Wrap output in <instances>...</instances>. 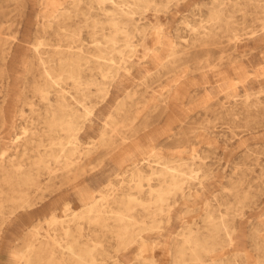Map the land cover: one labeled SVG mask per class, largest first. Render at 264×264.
<instances>
[{
	"label": "rangeland",
	"instance_id": "374dc122",
	"mask_svg": "<svg viewBox=\"0 0 264 264\" xmlns=\"http://www.w3.org/2000/svg\"><path fill=\"white\" fill-rule=\"evenodd\" d=\"M64 9L69 18L58 21L76 33L73 46L94 54L96 46L110 48L107 63L117 72L96 75L107 93L91 97L95 105L84 116L79 147L67 144L66 154L56 149L54 158H46L48 168L40 170L39 188H30L27 202L42 208L80 176L106 174L109 157L122 149L131 152L129 158L151 162L144 165L145 174L172 168L178 187L156 202V193L148 195L149 186L159 188L155 177L137 188L128 173L118 171L103 184L109 197L102 206L115 211L113 197L125 193L143 203L130 211L120 205L125 221L133 217L121 236L112 220L73 219L71 212L63 219L73 236L64 237L60 226H44L40 234L74 245L75 251L88 248L87 264H264V0H0V109L27 96L33 110L43 112L44 101L36 93L31 97L40 81L32 45L44 38V51L53 56L55 16ZM119 82L131 97L120 109L111 105L113 120L100 140L97 108ZM70 86L62 84L68 96L78 97ZM23 108L28 120L29 107ZM36 114L25 124L33 135L0 117L4 200L10 194L4 171L19 163L35 173L37 156L48 152L50 134L41 133L44 124ZM4 206L0 264H11L2 252L4 237L26 201ZM189 236L205 243L201 263L190 261ZM63 252V258L56 250L38 261L32 256V264H77Z\"/></svg>",
	"mask_w": 264,
	"mask_h": 264
},
{
	"label": "bare ground",
	"instance_id": "6f19581e",
	"mask_svg": "<svg viewBox=\"0 0 264 264\" xmlns=\"http://www.w3.org/2000/svg\"><path fill=\"white\" fill-rule=\"evenodd\" d=\"M68 15V10L64 9L55 16L57 21L55 36L58 39L55 49L52 50V57L47 55L48 51H44V47H48L44 38H35V43L32 45L33 58L36 60V68L40 81H35L31 97L36 93L44 101L43 112L39 114L37 110H33L32 102L27 96L23 100L11 101L8 107L2 106L0 109L2 122L9 125L11 123L13 127H17L18 130L20 129L21 134L30 132L33 135L31 129L25 124H28V120L33 117L32 115L37 113V118H40L44 124L41 133H49L51 139L48 152L39 153L36 158L34 165L37 166V169L35 173L31 171L30 167L23 169L19 163L11 165L14 167L12 172L8 173L4 171L7 175L2 181L10 186V194L4 200V191L0 189V221L3 220V216L6 214L4 201L9 203L26 201L25 211L19 215L14 229L4 237L5 246L2 252L11 264H32L34 260L31 258L32 256L35 258V261H38L39 256H45L46 253L51 254L54 250L60 254L59 258H63L65 255L63 250L66 249L77 264L91 262L92 257L88 248H77V251H75L74 245H66L65 247L66 243H61L55 237H50L47 233L45 235L40 234L44 226H60L64 237L73 236V231L67 222L69 220L63 219V214L67 212H71L74 215L73 219L85 218L102 223L108 219L112 220V227L118 232L117 236H121L120 232L125 231V228L132 224L131 220H133V217L130 216L128 218L130 221H125L124 218L128 216H125L123 211H119L120 205L124 203L125 205H122L124 209L130 211L133 209L134 204L142 205L143 203H141L142 201L138 196L125 193L122 194L119 200L113 197V202L119 205V208L115 211L106 210L102 206L101 201L109 197V195L103 193V189L110 183L111 176L118 171L120 173H128L129 177L137 182L135 184L137 188L143 179L148 180L152 176L155 177L158 180L157 186L159 188L154 189L152 186H149L148 195H151L153 192L156 193V202L165 200V195L178 187V181H176L178 175L174 173L172 168L152 169L150 174H145L143 171L144 165L149 166L151 162L146 161L144 158H129L128 156L131 152L128 149H122L113 152L109 157L110 169L106 174L80 176L77 182L72 187L70 186L67 191L59 192L45 201L42 208L39 206L41 204H37V207L35 203H28L30 188L34 190L39 188L40 170L48 168V160L46 158H54L52 153L56 149L63 155L65 153L64 147L67 144L76 149L80 144L78 140L83 134H86L85 127L87 124H85L84 116L95 105V101L91 100V97L97 98L98 95H105L107 93L103 84L95 81L96 75L99 74L102 78H105L109 77L107 75H113V73L117 72L115 69L113 71L112 65L107 63L110 61V48H98L96 46L98 53L94 54L87 50L84 51L80 45L73 46L77 41L75 39L76 33L68 31L58 21V17L68 19ZM47 27H51V25H47ZM63 42L65 43L63 44ZM67 81H70V89L78 97L68 96V91L62 87V84ZM91 86L95 87L94 92L90 90ZM53 95L54 97L52 98ZM130 97L131 95L126 90V86L119 82L115 85V90L111 97L97 108L96 119L102 122V129L99 132L98 139L104 140L106 127L113 120V114L109 111L111 105L115 104V110L120 109L125 104L124 101ZM86 100L90 101L89 105L86 104ZM24 106L29 107V114L31 116L28 120L23 110ZM21 120L22 122L19 124ZM89 122L92 123V121ZM91 130H94V127ZM88 138L92 145L97 143L95 138ZM37 146L39 147L40 145L38 144ZM2 167L3 165L0 163V168ZM167 177L170 178L169 181L166 180ZM29 210H32V212L27 213ZM212 223L214 224V222ZM102 226L104 227L105 225L103 224ZM77 231H80V228H77ZM186 243L192 244V247L190 246V261L201 263V254L207 251L204 246L205 243L200 241L196 236H189ZM40 260L42 259L40 258Z\"/></svg>",
	"mask_w": 264,
	"mask_h": 264
}]
</instances>
